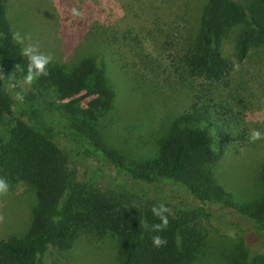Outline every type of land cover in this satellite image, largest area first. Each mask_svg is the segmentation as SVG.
Segmentation results:
<instances>
[{
    "label": "trees",
    "instance_id": "16d2710c",
    "mask_svg": "<svg viewBox=\"0 0 264 264\" xmlns=\"http://www.w3.org/2000/svg\"><path fill=\"white\" fill-rule=\"evenodd\" d=\"M8 2L0 0V63L23 77L26 60L20 56L21 45L11 38ZM237 24L241 30L231 59L222 54L221 47ZM262 45L264 0H206L195 36L179 63L188 79L210 86L225 81L236 62ZM46 67L47 74L34 78L28 90L14 87L24 120L15 116L8 79H0V178L8 183L5 193L23 184L34 201L24 231L0 240V264H45L49 248L62 253L81 236L112 238L118 264H192L200 258L207 230L197 221L196 209L179 205L174 214L167 211V227L155 231L152 225L159 219L151 209L160 204L124 183L102 188L95 179L80 182L70 158L82 153L98 155L136 181L174 179L200 201L219 203L253 221L261 236L264 163L260 167L262 193L249 201L234 200L217 183L214 166L233 136L228 135V117L211 104L212 99L198 98L175 117L159 139L155 157L140 162L121 155L105 141L103 122L115 90L94 56H82L72 65L50 61ZM238 136L244 140V134ZM154 235L166 244L154 247ZM245 243L241 235L231 263L264 264V254H251Z\"/></svg>",
    "mask_w": 264,
    "mask_h": 264
},
{
    "label": "rangeland",
    "instance_id": "374dc122",
    "mask_svg": "<svg viewBox=\"0 0 264 264\" xmlns=\"http://www.w3.org/2000/svg\"><path fill=\"white\" fill-rule=\"evenodd\" d=\"M206 0H9L7 17L13 32L27 34L30 42L51 56V61L74 64L92 55L103 68L115 97L103 124L105 141L121 155L145 162L153 159L158 141L172 120L201 99L228 117L229 147L214 166L216 180L234 200L249 201L262 193L260 167L264 139L250 142L253 129L264 132V45L250 49L222 83L202 85L186 77L179 57L190 46ZM234 25L222 42L224 56L234 59ZM8 79L15 116L21 114L18 86L31 87L22 76L0 63V79ZM244 131V132H242ZM244 134V140L238 135ZM61 137H58V142ZM80 182L95 179L98 186L124 183L144 193L174 214L179 205L198 211L197 221L207 230L200 258L192 264H232L239 238L251 254H264V226H257L219 203L202 202L178 181L160 177L155 182L136 181L118 172L98 155L82 153L70 158ZM34 204L23 184L0 196V240L20 235ZM262 241V243H261ZM45 264H118L114 240L79 237L62 253L49 248Z\"/></svg>",
    "mask_w": 264,
    "mask_h": 264
},
{
    "label": "clouds",
    "instance_id": "9594fccd",
    "mask_svg": "<svg viewBox=\"0 0 264 264\" xmlns=\"http://www.w3.org/2000/svg\"><path fill=\"white\" fill-rule=\"evenodd\" d=\"M12 40L20 47V56L25 58L26 65L24 68V82L31 83L34 78L47 74V65L51 61V56L41 51L37 44L30 42V37L27 34H21L19 31L13 32L11 35ZM264 139V132L259 129L253 128L248 133V140L250 142ZM8 191V183L0 178V194ZM152 214L159 219V223L152 225L153 230L160 231L168 225V218L165 215L167 209L160 205L151 209ZM151 243L154 247H161L166 244V240L159 235L151 237Z\"/></svg>",
    "mask_w": 264,
    "mask_h": 264
}]
</instances>
